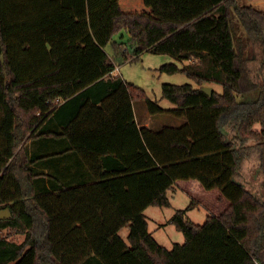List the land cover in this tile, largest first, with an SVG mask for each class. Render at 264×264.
<instances>
[{"label":"trees","instance_id":"16d2710c","mask_svg":"<svg viewBox=\"0 0 264 264\" xmlns=\"http://www.w3.org/2000/svg\"><path fill=\"white\" fill-rule=\"evenodd\" d=\"M124 29L130 47L114 42L116 59L151 50L188 61L160 67L198 84H163L176 108L113 75L106 46ZM211 83L222 91L208 94ZM137 100L151 115L186 121L140 126ZM253 151L260 194L236 179ZM190 179L230 203L203 224L176 210L185 242L167 248L145 210L170 207L176 181ZM6 208L0 264H264V9L239 0H0Z\"/></svg>","mask_w":264,"mask_h":264},{"label":"rangeland","instance_id":"374dc122","mask_svg":"<svg viewBox=\"0 0 264 264\" xmlns=\"http://www.w3.org/2000/svg\"><path fill=\"white\" fill-rule=\"evenodd\" d=\"M240 4L253 5L257 8L264 9V0H239ZM232 24L236 37L245 34L244 27L236 12L232 13ZM130 34L127 30L117 32L112 41L106 46L107 52L116 59L114 50V42L124 44L130 47ZM132 56L130 60L123 59V56H118L116 59L118 74L125 80L133 82L143 88L148 97L152 100H157L164 109H174L176 104L169 99L163 97V84H185L191 83L198 86L195 80L189 78L183 72L170 74L160 70L163 64L175 62L182 67L185 62L178 60L169 53H157L151 50H145L138 56ZM214 89L218 92L222 91V86L215 83ZM135 109L139 119L143 122L145 113L148 108L145 100L135 101ZM151 115V114H150ZM155 116L160 118L163 125L178 126L185 118H177L170 113H158ZM156 128V126H152ZM259 173V163L253 151V156L246 159L243 168L237 174L236 179L245 184L247 188H251L255 193L260 194L262 191V182ZM181 186H177L175 190L169 191L172 205L170 207L152 206L148 208L146 214L149 219V230L160 244L167 248H172L175 242H185V235L179 231L171 222L173 215L178 209H186L187 217L197 224H203L209 215L220 214L228 206L230 201L222 194L220 188L206 189L204 186H194L189 180H181ZM184 187V188H183ZM191 206V208H189ZM130 229L125 227L120 234L126 240L128 239ZM14 264V263H10Z\"/></svg>","mask_w":264,"mask_h":264},{"label":"crops","instance_id":"0c3cea01","mask_svg":"<svg viewBox=\"0 0 264 264\" xmlns=\"http://www.w3.org/2000/svg\"><path fill=\"white\" fill-rule=\"evenodd\" d=\"M185 63H188V61L185 62ZM117 69H118V67H117L116 70L113 72V75H120V74H118V70H117ZM214 84H215V83H211V84H207V85H204V86H211V87H213ZM213 89H214V87H213ZM134 109H135V103H134ZM135 114H136V118H137V121H138V123L140 124V126H143V125H146V126H149V127L156 126V128H154V127H152V128L157 129V130L160 129V128H162L163 126H165V125H163V123L160 122V120H161L160 118H156L155 116L150 115V113H147V114L145 113L143 122L139 119L136 109H135ZM183 122H184V121H182V123H183ZM180 181H181V180H177V181H176L173 190H175V189L177 188V186L182 187ZM189 181H191L192 184H193L194 186H199V185H201V184L199 183L198 180L190 179ZM183 188H184V187H183ZM170 191H171V190H170ZM150 207H152V206H150ZM150 207H148V208H150ZM148 208L145 210V213H146V211L148 210ZM146 215H147V214H146ZM147 218H149L148 215H147ZM148 221H149V219H148ZM159 243H160V242H159ZM175 243H177V242H175ZM175 243H174V244H175ZM174 244H173V245H174ZM162 245H163V244H162Z\"/></svg>","mask_w":264,"mask_h":264},{"label":"water","instance_id":"95a60500","mask_svg":"<svg viewBox=\"0 0 264 264\" xmlns=\"http://www.w3.org/2000/svg\"><path fill=\"white\" fill-rule=\"evenodd\" d=\"M203 90L208 94H212L214 89L211 86H203ZM12 217V213L9 208L0 210V219H10Z\"/></svg>","mask_w":264,"mask_h":264}]
</instances>
